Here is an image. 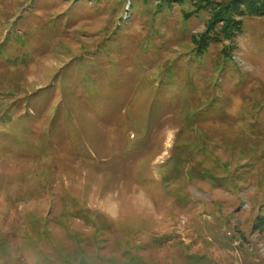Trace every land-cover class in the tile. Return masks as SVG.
I'll return each mask as SVG.
<instances>
[{"label":"rangeland","instance_id":"374dc122","mask_svg":"<svg viewBox=\"0 0 264 264\" xmlns=\"http://www.w3.org/2000/svg\"><path fill=\"white\" fill-rule=\"evenodd\" d=\"M193 9L0 0V264H264V16Z\"/></svg>","mask_w":264,"mask_h":264},{"label":"trees","instance_id":"16d2710c","mask_svg":"<svg viewBox=\"0 0 264 264\" xmlns=\"http://www.w3.org/2000/svg\"><path fill=\"white\" fill-rule=\"evenodd\" d=\"M166 2L170 0H165ZM189 1L194 6L192 12L206 10L208 18L205 31L194 36L196 49L203 52L208 40L232 39L242 29V22L237 17L245 15L264 16V0H176Z\"/></svg>","mask_w":264,"mask_h":264}]
</instances>
